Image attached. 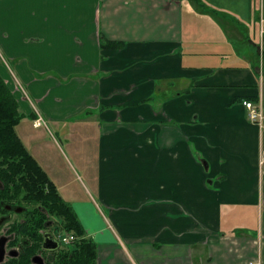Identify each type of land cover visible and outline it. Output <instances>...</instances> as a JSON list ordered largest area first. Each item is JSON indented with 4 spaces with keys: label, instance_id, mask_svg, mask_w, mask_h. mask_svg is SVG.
I'll return each instance as SVG.
<instances>
[{
    "label": "crops",
    "instance_id": "crops-1",
    "mask_svg": "<svg viewBox=\"0 0 264 264\" xmlns=\"http://www.w3.org/2000/svg\"><path fill=\"white\" fill-rule=\"evenodd\" d=\"M258 36L264 0H0L17 133L97 264H264V126L243 105L264 114ZM49 124L87 185L38 145Z\"/></svg>",
    "mask_w": 264,
    "mask_h": 264
},
{
    "label": "flooded vegetation",
    "instance_id": "flooded-vegetation-1",
    "mask_svg": "<svg viewBox=\"0 0 264 264\" xmlns=\"http://www.w3.org/2000/svg\"><path fill=\"white\" fill-rule=\"evenodd\" d=\"M23 158L0 162V264H72L75 242L65 246L56 236L59 220L44 207L42 182L27 176Z\"/></svg>",
    "mask_w": 264,
    "mask_h": 264
},
{
    "label": "trees",
    "instance_id": "trees-1",
    "mask_svg": "<svg viewBox=\"0 0 264 264\" xmlns=\"http://www.w3.org/2000/svg\"><path fill=\"white\" fill-rule=\"evenodd\" d=\"M101 44L103 47L110 45L104 41ZM23 118L17 99L0 74V162L6 163L13 158L24 157L22 162L26 167L27 176L37 177L42 182L44 207L62 220L63 231L72 232L82 239L86 232L74 210L61 198L56 185L28 153L17 133V127ZM71 256L72 264H97V245L91 239H82L75 243Z\"/></svg>",
    "mask_w": 264,
    "mask_h": 264
},
{
    "label": "rangeland",
    "instance_id": "rangeland-1",
    "mask_svg": "<svg viewBox=\"0 0 264 264\" xmlns=\"http://www.w3.org/2000/svg\"><path fill=\"white\" fill-rule=\"evenodd\" d=\"M259 12H258V22L260 23V27H261V22L259 19ZM263 26V24H262ZM264 46L263 41L259 38H257V46L259 47L260 45ZM237 46V44H236ZM244 52V51H243ZM45 124V120L44 118L40 115V117H38L35 121L33 126L34 127H42ZM61 126L63 127V129L61 131H59V129L61 128ZM61 126H54L52 127L51 124H49V129L47 131V135L46 137L42 134V132L38 131L35 135H37L38 139V145L40 146H46L47 148V153H49L51 155V158H53L52 164L54 165V170H58L61 171L65 174L69 175V180H74L75 181V187L77 185V187H79V185L82 187L84 186L83 184L87 185L88 179L87 177L84 175V171L80 170L77 167V157L76 155H72L69 153V151L67 150V147H69V143L68 140H66L65 138L62 137L61 132H65L67 131L68 128H65V126H63V124ZM45 130V129H44ZM64 130V131H63ZM42 141V142H41ZM26 144L30 147L31 145H33L31 140H26ZM51 146L54 148H56L57 151H55L54 153H52L50 151ZM58 156V157H57ZM90 163V161H89ZM88 163V164H89ZM76 164V165H75ZM89 166L91 168H93L95 166V162L92 160L91 164H89ZM57 220H59L58 222H55V226H58L61 230V232L59 233H55L56 236H58V238L63 242V244L65 246H71V244L73 245V242H80L82 239L87 238V234L85 237H83L82 239L76 237V235H74V233L72 232H65L62 229V225L61 222L62 220L58 219V217H56ZM86 232V231H85ZM74 239V241H73ZM88 239V238H87ZM72 250L74 248H72V246L70 247Z\"/></svg>",
    "mask_w": 264,
    "mask_h": 264
},
{
    "label": "built area",
    "instance_id": "built-area-1",
    "mask_svg": "<svg viewBox=\"0 0 264 264\" xmlns=\"http://www.w3.org/2000/svg\"><path fill=\"white\" fill-rule=\"evenodd\" d=\"M243 105L248 112L249 121L252 122L253 124L263 127L264 126V114L262 113L261 108L251 101H245ZM250 264H260V263L256 261Z\"/></svg>",
    "mask_w": 264,
    "mask_h": 264
}]
</instances>
